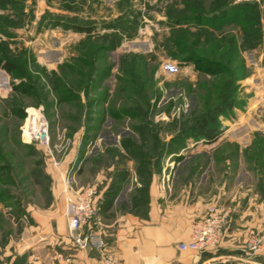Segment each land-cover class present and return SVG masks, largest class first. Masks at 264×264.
Segmentation results:
<instances>
[{"label":"rangeland","instance_id":"1","mask_svg":"<svg viewBox=\"0 0 264 264\" xmlns=\"http://www.w3.org/2000/svg\"><path fill=\"white\" fill-rule=\"evenodd\" d=\"M243 2L246 13H225ZM0 61L11 67L0 66V264H72L51 155L72 188L119 190L130 176L138 200L140 179L189 167L209 184L225 169L229 195L241 171L244 184L261 180L264 0H12L0 6ZM219 109L213 140L185 136L178 149Z\"/></svg>","mask_w":264,"mask_h":264},{"label":"crops","instance_id":"2","mask_svg":"<svg viewBox=\"0 0 264 264\" xmlns=\"http://www.w3.org/2000/svg\"><path fill=\"white\" fill-rule=\"evenodd\" d=\"M244 131L239 127L236 132L241 134ZM240 143L243 144V141H233V145ZM237 158L240 165V157ZM181 170L179 167V173ZM190 170L192 168L189 167L188 172L186 170L181 176L171 177L170 172L153 176L144 197L140 200L134 198L135 208L131 202L132 177L128 176L127 183L119 190L117 187L114 198L109 199L110 203L106 199L110 187L104 185L99 189L101 203L98 221L91 228L93 232L102 233L105 244L100 249H79L68 239L72 243V264H224L240 259L237 245L243 230L264 228V182H261L264 181V173L257 172L256 177L261 176V183L253 184L252 180H248L247 184L242 183L244 175L251 176L248 171L235 174L233 194L229 195L226 189L228 185L224 181L225 169H222L217 184H209L206 173H201L199 179L197 172L193 174ZM138 186H135V191ZM210 206L227 212L231 223V231L226 232L221 248L215 253H204L200 259L190 252L178 251L176 242L189 239L191 223L202 217ZM63 226L66 231L65 219Z\"/></svg>","mask_w":264,"mask_h":264},{"label":"built area","instance_id":"3","mask_svg":"<svg viewBox=\"0 0 264 264\" xmlns=\"http://www.w3.org/2000/svg\"><path fill=\"white\" fill-rule=\"evenodd\" d=\"M238 1L242 0H235V2ZM44 126L45 138L39 140L47 144L49 135L46 123ZM51 158L52 164L59 171L62 179L63 216L66 222L67 237L79 249L102 248L105 244L102 233L93 232L91 228V225L98 221L101 203L99 189L91 185L72 188L68 174L62 172L59 166L60 161L53 155ZM228 224L227 212H220L215 206H210L202 217L191 223L189 239L177 241L176 248L180 252L197 255L199 259L204 253H215L221 248L226 230L229 228ZM85 227H88V230H84ZM237 250L240 251L238 252L239 258L247 264H264V228H247L237 245ZM196 264L202 263L197 262Z\"/></svg>","mask_w":264,"mask_h":264},{"label":"trees","instance_id":"4","mask_svg":"<svg viewBox=\"0 0 264 264\" xmlns=\"http://www.w3.org/2000/svg\"><path fill=\"white\" fill-rule=\"evenodd\" d=\"M11 1L12 0H0V6L7 5V4L11 3ZM245 8H250V4L243 2L240 5L232 6L231 8H227V9L224 8L225 10L224 9L223 10L225 11V13L228 12L231 17H235V16L238 17V16L242 15L243 13L247 12V11H245ZM224 11H222V13ZM231 17H229V18H231ZM228 19L226 18V19H220V20H228ZM258 21H259V19H258ZM72 28L76 31L89 32L91 30L90 27H84V26H79V25L72 26ZM192 60H195V59H192V57H191V58H187L183 61L184 62H187V61L191 62ZM195 63L198 66V68H200V69L202 68L201 65H199L200 63L198 60ZM0 66H3L8 70L11 69V67L8 63L1 64V61H0ZM104 70H106V68ZM232 103H233L232 101H230V103L228 102L226 104V107L232 108L233 107ZM220 111H221V109H219L218 112L214 115H209L207 117H201L199 119H195L193 121V123L187 127L186 131H183V132H185L184 138L179 136L178 139H176L177 143L180 141V144H177L178 149L182 148L185 145V142H184L185 136L191 137L193 140H200V139L213 140L216 137V135L218 134L220 127H221V122L218 119V115L220 114ZM149 182H150V178H147V181L144 179H140L141 184L139 187L140 188L139 191L140 192L142 191L143 195H141V196H143V197L147 191ZM110 188L111 189L109 190V193H107V195L105 194L107 196V198H106L107 200H109V199L111 200L112 198H114V196L116 194L115 190H117V187L111 186ZM110 200H109V203H110ZM131 202H132V205H134L136 201L134 198H132Z\"/></svg>","mask_w":264,"mask_h":264},{"label":"bare ground","instance_id":"5","mask_svg":"<svg viewBox=\"0 0 264 264\" xmlns=\"http://www.w3.org/2000/svg\"><path fill=\"white\" fill-rule=\"evenodd\" d=\"M37 113L34 110H29L26 123L27 132L31 129L34 119H36Z\"/></svg>","mask_w":264,"mask_h":264}]
</instances>
